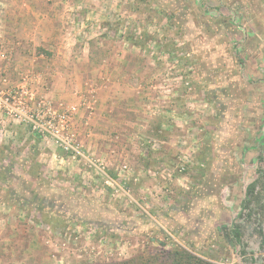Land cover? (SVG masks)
<instances>
[{"label":"rangeland","instance_id":"1","mask_svg":"<svg viewBox=\"0 0 264 264\" xmlns=\"http://www.w3.org/2000/svg\"><path fill=\"white\" fill-rule=\"evenodd\" d=\"M0 99V264H264V0H0Z\"/></svg>","mask_w":264,"mask_h":264},{"label":"trees","instance_id":"2","mask_svg":"<svg viewBox=\"0 0 264 264\" xmlns=\"http://www.w3.org/2000/svg\"><path fill=\"white\" fill-rule=\"evenodd\" d=\"M262 178H264V169L259 170V179L249 186L248 193L241 204L242 211L252 212V207L254 206L256 201V188ZM241 241V229L237 224L234 229L233 242L240 244ZM160 246L163 248H161L160 250H156L155 252L135 255L124 261L100 264H213L199 258L198 256L192 254L187 249L179 245H175L171 250H166L165 244H160Z\"/></svg>","mask_w":264,"mask_h":264},{"label":"crops","instance_id":"3","mask_svg":"<svg viewBox=\"0 0 264 264\" xmlns=\"http://www.w3.org/2000/svg\"><path fill=\"white\" fill-rule=\"evenodd\" d=\"M45 13H47V11ZM40 16H41V14L37 15V18L40 17ZM51 17H54V14H51ZM39 22H40L41 25H45V27L52 26V19H50V17L48 15H46V14L42 15V19L39 20ZM57 32H59V31L58 30L54 31L55 35L57 34ZM44 36H45V34H44ZM5 208L9 209V212L8 211L6 212L7 215L5 217L6 218V228L5 229L7 230L5 238H6V241H7L8 240V235H13L14 234V233H12V231L10 230L11 228L9 227V226H11V227L14 226L13 221H10V219H13L15 210H17L18 207L14 206V205H12V203H10V204H5ZM1 218H2V220L4 219V217H1ZM20 229H24L23 225L20 227Z\"/></svg>","mask_w":264,"mask_h":264},{"label":"built area","instance_id":"4","mask_svg":"<svg viewBox=\"0 0 264 264\" xmlns=\"http://www.w3.org/2000/svg\"><path fill=\"white\" fill-rule=\"evenodd\" d=\"M1 102H2V100L0 99V103H1ZM34 129H37V126H34ZM66 145H67L66 149H69V148H70V145L67 144V143H66Z\"/></svg>","mask_w":264,"mask_h":264},{"label":"flooded vegetation","instance_id":"5","mask_svg":"<svg viewBox=\"0 0 264 264\" xmlns=\"http://www.w3.org/2000/svg\"><path fill=\"white\" fill-rule=\"evenodd\" d=\"M261 160H263V158H261ZM260 169H261V170H263V169H264V167H261Z\"/></svg>","mask_w":264,"mask_h":264},{"label":"water","instance_id":"6","mask_svg":"<svg viewBox=\"0 0 264 264\" xmlns=\"http://www.w3.org/2000/svg\"><path fill=\"white\" fill-rule=\"evenodd\" d=\"M227 227H224V230L226 229Z\"/></svg>","mask_w":264,"mask_h":264}]
</instances>
